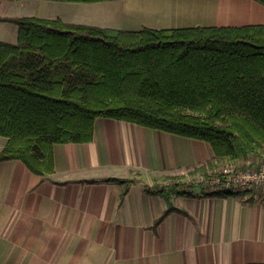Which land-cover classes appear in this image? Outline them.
I'll return each mask as SVG.
<instances>
[{"label":"crops","instance_id":"obj_1","mask_svg":"<svg viewBox=\"0 0 264 264\" xmlns=\"http://www.w3.org/2000/svg\"><path fill=\"white\" fill-rule=\"evenodd\" d=\"M119 2L123 24L115 25L123 31L264 24V7L252 0ZM60 4L0 0V18L54 20ZM62 17L90 21L81 12ZM16 40V25L0 21V41ZM6 143L0 137V151ZM52 152L51 175H34L18 160L0 162V264H264V195L221 198L197 185L212 171H194L213 157L204 142L97 118L91 142L55 144ZM170 178L189 195L172 196L175 210L155 225L168 202L148 190ZM109 180L129 185L124 192Z\"/></svg>","mask_w":264,"mask_h":264},{"label":"trees","instance_id":"obj_2","mask_svg":"<svg viewBox=\"0 0 264 264\" xmlns=\"http://www.w3.org/2000/svg\"><path fill=\"white\" fill-rule=\"evenodd\" d=\"M0 21L17 27L15 44L0 41V162L51 175L53 145L89 143L95 119L109 118L204 142L213 157L194 171L261 163L264 24L123 31L33 16ZM109 181L124 192L129 185ZM184 190L178 178L148 190L168 202L155 225Z\"/></svg>","mask_w":264,"mask_h":264},{"label":"built area","instance_id":"obj_3","mask_svg":"<svg viewBox=\"0 0 264 264\" xmlns=\"http://www.w3.org/2000/svg\"><path fill=\"white\" fill-rule=\"evenodd\" d=\"M195 183L210 193L253 191L264 195V157L255 168L227 164L200 176Z\"/></svg>","mask_w":264,"mask_h":264},{"label":"rangeland","instance_id":"obj_4","mask_svg":"<svg viewBox=\"0 0 264 264\" xmlns=\"http://www.w3.org/2000/svg\"><path fill=\"white\" fill-rule=\"evenodd\" d=\"M215 1H220L221 3H225V2H230V1H234V0H215ZM130 3V2H128ZM61 16L56 17L63 20L62 19L64 15H70L73 12H81V13H85L87 14V17L85 19H89L90 21H83L80 22L78 20H75L73 22L70 21H64V22H68V23H79V24H89V23H95L94 26H99V27H103V28H112V29H119L115 24H123L121 20L118 19V14L116 12V7L122 5L121 2L119 1H111V2H105V3H101V4H63L61 3ZM126 5V4H125ZM226 18V17H224ZM230 18H235L233 15L230 16ZM102 21V22H101ZM120 21V22H119ZM131 24V23H130ZM134 29L139 28L138 25L135 24H131L129 25ZM217 26V25H215ZM221 26V25H218ZM217 26V27H218ZM145 27V26H143ZM142 26H140V28H143ZM205 27H213V26H205ZM242 193V192H240ZM242 197H244L245 199H256V200H261L260 195L258 193H255L253 191H248V192H243V194L241 195Z\"/></svg>","mask_w":264,"mask_h":264},{"label":"bare ground","instance_id":"obj_5","mask_svg":"<svg viewBox=\"0 0 264 264\" xmlns=\"http://www.w3.org/2000/svg\"><path fill=\"white\" fill-rule=\"evenodd\" d=\"M241 15H243V14L235 13V16H241ZM246 17L249 18L248 15Z\"/></svg>","mask_w":264,"mask_h":264}]
</instances>
